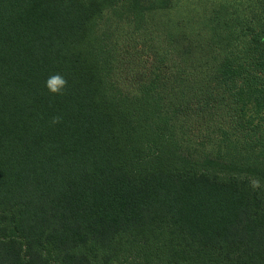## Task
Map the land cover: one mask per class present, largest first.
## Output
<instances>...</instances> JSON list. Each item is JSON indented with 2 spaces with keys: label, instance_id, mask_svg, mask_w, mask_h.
<instances>
[{
  "label": "trees",
  "instance_id": "1",
  "mask_svg": "<svg viewBox=\"0 0 264 264\" xmlns=\"http://www.w3.org/2000/svg\"><path fill=\"white\" fill-rule=\"evenodd\" d=\"M0 264H264V0H0Z\"/></svg>",
  "mask_w": 264,
  "mask_h": 264
},
{
  "label": "clouds",
  "instance_id": "2",
  "mask_svg": "<svg viewBox=\"0 0 264 264\" xmlns=\"http://www.w3.org/2000/svg\"><path fill=\"white\" fill-rule=\"evenodd\" d=\"M45 86L49 94L53 96H63L66 94L68 81L63 75L56 73L48 77L45 82ZM60 122H62L61 116H54L51 121L52 124H57Z\"/></svg>",
  "mask_w": 264,
  "mask_h": 264
}]
</instances>
